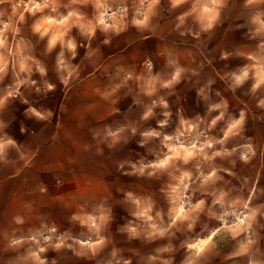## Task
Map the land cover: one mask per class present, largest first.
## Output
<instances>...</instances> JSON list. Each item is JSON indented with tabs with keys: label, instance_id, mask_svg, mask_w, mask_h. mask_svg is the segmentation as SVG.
Returning <instances> with one entry per match:
<instances>
[{
	"label": "rangeland",
	"instance_id": "obj_1",
	"mask_svg": "<svg viewBox=\"0 0 264 264\" xmlns=\"http://www.w3.org/2000/svg\"><path fill=\"white\" fill-rule=\"evenodd\" d=\"M60 3L66 5L69 0ZM70 6L89 18L96 15L91 5ZM127 6L130 20L133 0H127ZM190 6L172 9L169 0H161L149 28L137 30L129 25L119 36L113 35L107 46L98 30L91 41L95 55L88 59L84 49H78L80 55L73 63L79 64V75L65 88L56 73L59 49L47 54L45 41L31 30L41 14L25 13V20L19 21L11 2L0 5L4 12L0 18L11 16L20 28L16 36L8 33L9 46L15 52L23 40L24 50L47 67L46 79L57 85V91L49 93L47 99L33 89H21L38 110L51 107L55 114L49 120L37 121L23 114L27 106L19 104V97L0 110V122L8 124L10 133L21 142L18 150H9L6 162H0V264H33L23 256L46 236L53 241L60 236L71 245L57 250L49 244L41 254L47 257L46 264H124L125 260L131 264H181L193 255L187 244L216 229L220 231L197 264H264V108L258 107L259 100L264 99V86L252 93L254 81L249 79L235 91L231 88L233 72L252 65H256L252 71H257L264 64V45L260 43L264 37L248 40L245 33L250 25L238 28L249 15L243 0H230L220 25L212 32L201 34L198 40L182 37L175 28L176 16ZM59 10L65 11L63 7ZM224 52L231 54L227 60L221 59ZM177 68L185 70L180 83L161 88L160 83L169 80ZM129 73L131 80L126 79ZM11 79L6 77L0 84V95ZM33 79L40 82L38 74ZM148 90L152 95L146 94ZM150 107L151 116L142 119ZM241 110L245 114L243 124L223 145L206 149L187 164L175 160L173 167L154 176L134 173L133 165L139 168L164 155L165 135L173 137L170 143H190L197 137L200 142L219 140L239 119ZM20 124L27 128L25 135L19 133ZM118 128L125 131L109 148L107 133ZM153 131L160 135H143ZM225 149L232 154L204 159L205 154ZM213 169L216 177L201 184V174L206 176ZM184 173L188 175L181 183ZM184 184L189 186L187 191ZM175 186L192 203L205 201L193 214L194 227L189 230L190 221H178L164 238L147 239L148 224L136 213L150 207L149 215L166 227L175 207L173 197L177 193L171 192ZM42 188L47 191L42 192ZM101 208L111 218L102 232L104 244L93 250L78 241L96 239L82 221L87 213L97 214ZM245 215L246 223L238 225L237 217L243 219ZM129 227H135L140 235L131 237ZM20 238L22 243L10 246L11 240ZM249 239L255 242L249 245ZM165 247L170 251H160Z\"/></svg>",
	"mask_w": 264,
	"mask_h": 264
},
{
	"label": "clouds",
	"instance_id": "obj_2",
	"mask_svg": "<svg viewBox=\"0 0 264 264\" xmlns=\"http://www.w3.org/2000/svg\"><path fill=\"white\" fill-rule=\"evenodd\" d=\"M6 2L12 3L13 15L18 14L19 21L25 20V13L36 16L38 13L41 14L32 24V33L37 35L41 41H45V51L47 54H51L57 48L59 51L56 53L55 66L56 73L58 75L60 84L65 88L69 86L70 82L79 75V64L73 62L77 60L80 52L78 49H84V56L91 59L95 55V50L91 48V41L96 37L97 31L99 30L104 34L103 44L110 45L111 37L113 35L119 36L122 32L126 31L131 25L137 30H143L149 28L152 25L153 18L158 15L156 7L160 4L161 0H133V8L131 11V19L129 20L130 9L127 6V0H69V4L62 5L60 0H0V5ZM191 4L190 8L183 11L181 14L176 16L175 28L179 31L180 36H190L194 40H198L201 34L210 33L217 28L221 23L223 12L229 7L230 0H169L170 7L177 9L182 5ZM245 8L249 9V15L247 16L245 23L238 25V28L247 27L245 36L248 40H255L257 37H264V0H243ZM70 5H91L96 15L93 18H89L87 14L80 11L77 7H71ZM63 7L64 12L59 9ZM47 10V11H46ZM4 16V12L0 11V17ZM183 29V30H181ZM12 33L16 36L20 32V28L13 22L12 17L9 16L7 20L0 18V84H4L5 78L11 76V83L5 85V91L3 95H0V110L9 106V102H14L18 97L20 98V105H26L23 114L34 117L37 121L49 120L54 116V112L51 107L46 110H38L37 107L32 106L29 100L24 97V93L21 89L24 87L33 89L36 94H43L47 99L49 93H55L57 91V85L49 82L46 77L48 76L47 67L33 55L28 54L24 48V41L21 40L16 45L15 52L12 47L9 46L8 33ZM77 33L81 38L77 40ZM251 33V35H249ZM83 41V42H81ZM261 45H264V40L260 41ZM231 54L224 52L221 54L222 60H227ZM249 59H255L249 56ZM256 65L245 66L238 72L231 74L232 85L231 88L235 91L236 88H240L245 84L246 81L252 79L254 82L251 84V92L256 93L258 89L264 86V64L259 66V70L252 71ZM185 70L177 68L171 75L169 80L160 83L161 88H169L173 84H179L182 73ZM251 72V76H250ZM40 77V82L37 79H33L34 75ZM127 80L132 79V74L126 77ZM38 83H42V87L38 86ZM147 95H152V90L146 92ZM161 104L167 107L166 103L161 100ZM156 106V101H153L152 107ZM258 107L264 108V99H260ZM152 114V108H148L143 113L142 119L147 120ZM220 116H217L212 123L215 124L216 120H219ZM245 114L241 110L239 119L231 123L223 136L219 140L205 139L200 142L199 137L193 139L190 143L176 142L170 143L173 140L172 136L165 135L163 137L164 147L167 151L164 155L156 160L151 161L147 164H141L139 168L133 165L134 173H138L143 176H154L157 171H164L174 166L175 160H183L185 164L188 163L189 159L195 158L199 154H204L206 149H213L215 145H223L228 140L230 134H235V130L243 124ZM165 122H160V126H163ZM192 127H189V131H192ZM5 129H8L5 131ZM10 127L8 124L0 122V162H6V156L10 149H19L21 144L18 139L10 133ZM124 128H118L115 131H108L107 137L110 138L108 147H112L114 144L119 142L121 133L124 132ZM132 133L135 134L136 129H131ZM19 133L25 135L27 128L20 124ZM144 136H159L157 132H146ZM181 135H184L181 133ZM144 147L143 143L140 145ZM249 149L251 146H248ZM235 152V149H233ZM232 153L223 151H213L211 155H204L205 160H211L215 157L223 155H231ZM255 155V153H252ZM242 160L247 161V156H241ZM125 176L130 175L125 173ZM188 173H184L180 180L183 183V179ZM216 169H213L208 175H203L201 184H206L213 177H216ZM188 185H183V190L187 191ZM42 192H46V188L41 189ZM172 193H177L173 197V207L170 211L172 213L170 217V223L165 227L163 222L157 223L153 216L149 215L151 208H144L143 210L136 213V215L144 219L147 224V231L145 236L147 239L164 238L170 234V230L176 226L177 222L190 221L187 224L189 230L194 227L195 216L201 210L204 205V200H199L192 203L191 199H185L182 194L179 193V186L172 187ZM131 198V193L127 194ZM137 206L140 205L138 200L133 201ZM247 207V205H245ZM157 217L160 216L158 212ZM110 216L108 213L101 208L97 214L87 213L86 218L82 221V226H86L90 232H92L96 239L89 238L88 240H80L78 243L86 245L87 247L95 250L97 246L104 244V237L102 232L107 226ZM248 216L242 219L237 217L236 223L238 225H244ZM250 228L251 225H247ZM56 232V229H52ZM220 229L212 231L208 236L199 238L195 242L188 243L187 249L193 254L191 258L182 261L181 264H197L198 258L205 253L206 248L216 237L217 232ZM128 232L131 237H138L140 233L135 227H129ZM174 235V233H173ZM255 241L249 239L248 244L251 245ZM22 243V238L13 239L10 242V246H15ZM59 250L63 247H71L70 244H66L64 240L57 236L53 241L51 236H46L38 245L31 246V249L27 252V255L23 256L25 261L32 260L33 264H46L47 257L42 258L41 254L47 251L48 245ZM160 251H170L168 247L160 249ZM119 264V261H117ZM124 264H131L130 260H125ZM167 264V262H165ZM249 264H252L249 261Z\"/></svg>",
	"mask_w": 264,
	"mask_h": 264
},
{
	"label": "crops",
	"instance_id": "obj_3",
	"mask_svg": "<svg viewBox=\"0 0 264 264\" xmlns=\"http://www.w3.org/2000/svg\"><path fill=\"white\" fill-rule=\"evenodd\" d=\"M94 95L96 94V92L93 93ZM214 231V230H213ZM200 238H203V237H200Z\"/></svg>",
	"mask_w": 264,
	"mask_h": 264
},
{
	"label": "built area",
	"instance_id": "obj_4",
	"mask_svg": "<svg viewBox=\"0 0 264 264\" xmlns=\"http://www.w3.org/2000/svg\"><path fill=\"white\" fill-rule=\"evenodd\" d=\"M149 63H150V61H149Z\"/></svg>",
	"mask_w": 264,
	"mask_h": 264
}]
</instances>
